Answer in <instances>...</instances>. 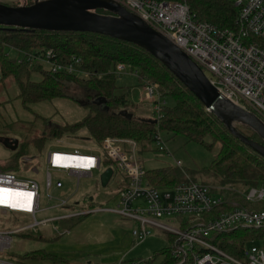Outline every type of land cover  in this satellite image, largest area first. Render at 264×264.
<instances>
[{
    "label": "built area",
    "instance_id": "2783aa9c",
    "mask_svg": "<svg viewBox=\"0 0 264 264\" xmlns=\"http://www.w3.org/2000/svg\"><path fill=\"white\" fill-rule=\"evenodd\" d=\"M118 1L185 51L203 68L224 97L255 112L264 120V0H234L238 8L237 26L234 29H222L210 22L198 20L189 5L183 2ZM19 52L22 57L17 56L18 62L33 59L45 63L53 73L81 77L90 75V72L81 68V58L74 56L70 62L62 63L53 48L32 53ZM126 69L127 65L118 64L115 73L119 76ZM131 71L138 74L137 71ZM141 88V100L151 105V117L158 122L162 117L161 106L166 103L159 86L145 81ZM158 130L153 133V141L158 142L159 150L165 151L166 143ZM96 149L84 150L63 145L50 148L46 155L48 197L54 198L50 194L53 187L59 189L64 186L60 177L54 182V173L77 177L79 188L83 177L94 179V173L98 171L101 175L108 167H112L113 176L116 172L123 176L115 208L87 207L80 214L71 213L39 221L36 219L37 212L42 209L39 182L27 176V167L33 158L23 157L19 172L15 168L0 167V188L25 194L14 197L20 202L27 199L26 194H33L30 211L22 207H18L21 209L18 210L7 205L0 206L4 210L3 214L7 211L22 212L34 219L30 224L17 229V232L35 230L50 220L57 221L104 210L135 222L131 233L136 242H142L155 233L171 237L167 246L170 247L172 257L180 264L186 261H191V264H264L262 239L248 241L238 257L224 251L212 240L215 234L223 232L264 228V209L246 205L264 202V183L240 192L244 203L232 199L229 202L231 207L227 209L225 206L228 200L221 190L228 187L210 186L189 176L170 186L150 184L145 167L139 162L138 144L134 139L109 136ZM107 160L112 161L113 165L107 166ZM177 165L181 166L182 162L178 160ZM33 170L38 171L36 167ZM56 207H69V202L61 199ZM14 232L0 229V253L11 248ZM151 259L152 256L140 257L128 263L149 264ZM125 261L122 259L115 264H123Z\"/></svg>",
    "mask_w": 264,
    "mask_h": 264
},
{
    "label": "trees",
    "instance_id": "16d2710c",
    "mask_svg": "<svg viewBox=\"0 0 264 264\" xmlns=\"http://www.w3.org/2000/svg\"><path fill=\"white\" fill-rule=\"evenodd\" d=\"M27 1L32 3L33 0ZM162 1L187 3L198 20L210 22L219 28L234 29L237 26L238 8L234 0ZM9 47L29 53L53 48L62 63L70 62L74 56L81 58V68L90 72V75L81 77L53 73L45 63L33 59L18 62L17 56L6 53ZM121 63L138 72L139 85L145 81L157 83L162 98L170 96L174 99V104L164 103L161 106L162 117L158 122L143 115L144 111L149 112L151 106L145 108V104L133 102L128 92L117 93L119 86L115 70ZM0 73V81L7 77L14 79L25 108L63 97L70 84L90 90L96 98L92 109L82 120L51 126L46 134L37 139L39 145H45L48 136L80 142L94 140L98 145L106 137L115 136L134 139L138 146L146 148L153 142V133L160 129L174 135H184L210 150L217 148L209 168L222 177L221 186L228 187L221 190L228 200L225 208L231 207L229 202L232 199L244 203L240 192L264 183V157L238 139L161 61L132 42L94 32L0 26ZM236 126L247 137L263 143L262 138L250 127L242 124ZM21 148L20 142L16 151ZM105 163L107 166L113 165L110 160ZM3 168L14 167L7 165ZM145 170L148 182L155 186H170L184 179L177 166ZM78 205L76 203L75 206ZM246 205L264 209V202ZM21 233L33 237L28 232ZM168 238L171 241V237ZM255 239H262L264 244V228L223 232L215 234L212 240L224 251L238 257L246 243ZM21 258L54 262L65 260L46 248L27 251ZM149 264L180 263L172 257L170 247L167 246L154 252ZM182 264H191V261Z\"/></svg>",
    "mask_w": 264,
    "mask_h": 264
},
{
    "label": "rangeland",
    "instance_id": "374dc122",
    "mask_svg": "<svg viewBox=\"0 0 264 264\" xmlns=\"http://www.w3.org/2000/svg\"><path fill=\"white\" fill-rule=\"evenodd\" d=\"M0 1L12 5L13 3L21 4L25 0ZM6 53L10 56L22 57L20 52L10 47L7 48ZM117 85L119 86L118 94L128 92L132 101L141 100L143 90L139 85L138 74L132 72L129 67L118 76ZM19 92V87L13 78L7 77L0 81V137L16 138L22 143L19 151L10 150L0 143V167L9 165L19 172L23 165V157L33 158L27 167L29 169L27 176L38 180L42 194V209L37 212L36 219L40 221L71 213L80 214L87 207L115 208L118 201L116 196L123 180L119 172L115 173L107 186H103L100 172L97 171L94 173V179L83 177L79 188H77V177L54 173V182L57 177H60L64 186L59 189L53 187L50 194L54 198L48 197L46 186L48 150L59 145L97 150L99 145L94 140L80 142L48 136L45 145H39L37 142V139L46 134L51 126L82 120L92 109V103L96 102L93 93L78 85L70 84L63 97L31 104L29 108H25ZM163 100L168 105L174 104V99L170 96ZM150 110L151 117L152 111ZM158 132L166 143L165 151L159 150L157 141H153L146 148L138 146L139 162L145 169L155 170L170 165L177 166L183 178L189 176L210 186L222 187V177L209 168L217 148L210 150L199 142L189 140L184 135H174L160 129ZM17 152L24 156L18 155ZM178 160L182 162L181 166L177 165ZM34 167L38 169L37 172L33 170ZM91 197H93L92 200ZM61 199H67L69 207H56ZM76 203H79L78 207L75 206ZM2 211L4 210L0 209V229L15 231L12 246L8 250L9 255L14 256L15 260H20L22 254L29 248H67L73 245L75 246L72 248L74 261H79L80 264L88 260L120 262L123 258L129 262L140 256L149 257L152 253L167 247L169 240L165 234L155 233L143 242L140 249L142 243L135 245L136 241L131 233L134 222L119 214L104 210L91 212L82 218L72 217L55 222L50 220L45 225L37 226L32 232L33 237H27L16 230L30 224L34 219L26 213L7 211L3 214ZM52 238L55 241L51 242ZM83 242L87 245L83 246ZM88 252H90V257H86Z\"/></svg>",
    "mask_w": 264,
    "mask_h": 264
},
{
    "label": "water",
    "instance_id": "95a60500",
    "mask_svg": "<svg viewBox=\"0 0 264 264\" xmlns=\"http://www.w3.org/2000/svg\"><path fill=\"white\" fill-rule=\"evenodd\" d=\"M0 26L94 32L139 45L161 61L238 139L264 157V120L224 97L196 61L118 0H25L18 5L0 1ZM236 124L253 129L263 143L247 137ZM0 143L16 150L20 141L0 137ZM113 173L112 167L101 173L103 186L108 185Z\"/></svg>",
    "mask_w": 264,
    "mask_h": 264
},
{
    "label": "crops",
    "instance_id": "0c3cea01",
    "mask_svg": "<svg viewBox=\"0 0 264 264\" xmlns=\"http://www.w3.org/2000/svg\"><path fill=\"white\" fill-rule=\"evenodd\" d=\"M135 103H143V104L146 105L145 108H147L148 106H151L149 103L143 102L140 99L138 100V102H135ZM149 109H151V107H149ZM143 115L150 117L151 113L149 114L148 111L147 112L144 111ZM152 115H153V113H152ZM133 227H135V222H134ZM33 231L34 230L28 231L27 234L28 235H32L33 234L32 233ZM40 239H44L45 241H48V240H46L45 238H42V237H40ZM53 241H55L54 238L51 239V242H53ZM144 241H142V242H136L135 245L138 246L139 244L142 243L140 245V249H141V246L143 245V242ZM85 245H87V243L86 242H83V246H85ZM74 247L75 246H73V245L68 246L67 248H65V247H62V248H59V247H57V248H47V247H44V248L48 249L49 251H52V252L56 253L57 255H59V256H61V257H63L65 259V260H62V261H55V262L54 261H34V260H31V259H26V258H21L20 260H15L14 259V256L9 255V252L7 251V252H4V253H6V255H4V253H0V260H1L0 261V264H80L79 261H74L75 259L73 258V255H72V251H73L72 248H74ZM35 249H38V248H35ZM30 250H34V249H30L29 248L26 251H30ZM131 251H133V249ZM152 254L149 255V256H152ZM86 257H90V252H88V254H87ZM123 259H125V258H123ZM115 263H117V261H93V260H88V261H83L82 264H115ZM123 264H129V263H128V261H125Z\"/></svg>",
    "mask_w": 264,
    "mask_h": 264
},
{
    "label": "snow or ice",
    "instance_id": "6c2138e0",
    "mask_svg": "<svg viewBox=\"0 0 264 264\" xmlns=\"http://www.w3.org/2000/svg\"><path fill=\"white\" fill-rule=\"evenodd\" d=\"M21 195H25V194L14 193L11 189L0 188V205L6 204L7 206L13 208L22 207L30 211L33 194L32 193L26 194L27 199L23 202L14 199V197H19Z\"/></svg>",
    "mask_w": 264,
    "mask_h": 264
},
{
    "label": "bare ground",
    "instance_id": "6f19581e",
    "mask_svg": "<svg viewBox=\"0 0 264 264\" xmlns=\"http://www.w3.org/2000/svg\"><path fill=\"white\" fill-rule=\"evenodd\" d=\"M4 205H6V204H4ZM0 206H1V205H0ZM12 209H18V210H21V209H20V208H18V207H17V208H13V207H12Z\"/></svg>",
    "mask_w": 264,
    "mask_h": 264
}]
</instances>
